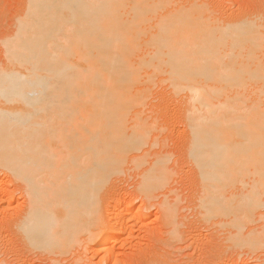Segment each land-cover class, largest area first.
<instances>
[{"label": "bare ground", "instance_id": "obj_1", "mask_svg": "<svg viewBox=\"0 0 264 264\" xmlns=\"http://www.w3.org/2000/svg\"><path fill=\"white\" fill-rule=\"evenodd\" d=\"M244 1L24 0L2 38L0 175L19 183L25 208L10 229L30 249L126 262L114 247L144 226V206L172 179L170 159L158 156L126 204L104 195L128 161L147 164L141 151L162 131L144 117L154 99L164 116L180 102L204 223L243 236L264 216V0ZM161 206L175 224L176 204ZM263 228L244 237L254 251Z\"/></svg>", "mask_w": 264, "mask_h": 264}, {"label": "rangeland", "instance_id": "obj_2", "mask_svg": "<svg viewBox=\"0 0 264 264\" xmlns=\"http://www.w3.org/2000/svg\"><path fill=\"white\" fill-rule=\"evenodd\" d=\"M220 1L223 2L226 0ZM248 1L245 0L244 2L247 3ZM233 4L235 5L232 2ZM22 5H24V0H0V63L3 62V40L6 35L8 36L12 32L15 21L23 10L24 6L22 7ZM3 37L4 39H2ZM167 88V85L157 88L156 95L167 91ZM154 100L156 102L152 101L153 103L145 109L144 117L149 118L150 116L148 122L153 121L151 119L157 117V126L159 128L162 126V131L158 130L153 133L151 143L155 140L154 146L148 144L146 146L147 148L144 147L143 151H141L144 152L146 150L144 153L147 155L145 158L147 164L138 167L139 165L136 166L134 162V164H129L131 161H128L125 164L126 167L124 166V170L118 171L111 176L105 190L108 195L104 196L108 199L109 196L117 195L119 198H122L124 204L134 199L138 196L139 185L142 182L145 170L156 161L158 156H166L170 159L168 167L172 171V179L170 178L171 181L168 182V186L163 190L154 193L155 198L149 203L150 206L148 204L149 207L146 206L145 208L144 206L145 210H143L147 214V217L142 219L144 226L136 229L133 235L134 239L131 240V243L129 241L126 243L120 242L115 245V251H120L121 253L127 251V255H125L126 257H124L123 261H126V264H213V262L216 264L215 262L220 263L225 261V259L226 261L238 259V264H264V248L262 247V249L254 251L252 250L254 247L244 241V237H246L249 230H254L256 231L255 233L261 231L262 226L264 227V216L261 217L262 219L260 217L257 218V222H254L252 225L250 224L251 226L249 225L250 227L248 226L245 229L246 231H243V236H233L235 230L230 228L223 229L219 226H210L204 223L200 214L201 209L197 207L198 192L196 191L197 186L195 185L196 176L194 167L191 161L186 160L184 158L185 156H183L187 135L183 132L184 126L177 108L180 102L178 100V104L172 103L171 108L174 110L171 109L170 115L164 116L165 113L160 111L162 108H160L159 100ZM174 106L175 108H173ZM174 111L178 113L176 114ZM160 115H163V117ZM2 174L0 178L4 182V185L6 184V187L4 186V193L6 192L8 195V193L10 194L12 192L11 194L14 195V191L16 192L14 200L10 203H13L12 206L7 204L8 197L4 198L6 196H1L2 192H0V228L3 227L0 229V264L100 263V257L95 252H88L83 248L78 249L80 252L78 250L75 252L74 250L67 256H54L42 250L30 249L25 240L17 234L16 229H10V221L16 214L14 212L25 208L23 203L25 200L18 189H16L19 183L8 181L6 175ZM3 178L6 180V183ZM5 199L6 201H4ZM4 202L5 204H3ZM165 202L168 206L173 205V203L176 204L174 212L175 224L168 226L163 222L164 216L160 210L162 208L161 204ZM136 205L137 207L143 206V199L140 198L137 200ZM260 213L264 215V209ZM129 234H131V231ZM219 258H221V261Z\"/></svg>", "mask_w": 264, "mask_h": 264}]
</instances>
